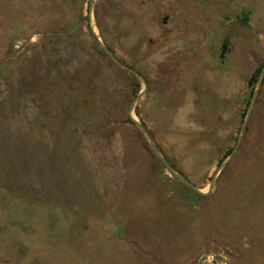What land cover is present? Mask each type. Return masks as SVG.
I'll return each instance as SVG.
<instances>
[{
	"label": "rangeland",
	"instance_id": "rangeland-1",
	"mask_svg": "<svg viewBox=\"0 0 264 264\" xmlns=\"http://www.w3.org/2000/svg\"><path fill=\"white\" fill-rule=\"evenodd\" d=\"M92 1L0 0V264H264V0Z\"/></svg>",
	"mask_w": 264,
	"mask_h": 264
},
{
	"label": "water",
	"instance_id": "water-1",
	"mask_svg": "<svg viewBox=\"0 0 264 264\" xmlns=\"http://www.w3.org/2000/svg\"><path fill=\"white\" fill-rule=\"evenodd\" d=\"M94 1V0H93ZM93 1H92V4H93ZM105 51L107 52V54L122 68H125L127 70H129L130 72L134 73L135 74V71L132 70L130 67L124 65L121 61H119L110 51H108L106 48H104ZM251 111H252V106L249 108V112H248V115H247V118L244 122V126H243V129L242 131L245 129L248 121H249V118L251 116ZM135 123H137L139 125V127L141 128V130L146 134V136L148 137V139L151 141V147L153 148V150L155 151L156 155L161 159V161L165 164V166L169 169V171L177 178L179 179L181 182L187 184L189 187H191L195 192H197L198 194L200 195H207L205 193H202L195 185H193L190 181L186 180L185 178H183L181 175H179L175 169L169 164V162L162 156V154L160 153V151L157 149V147L155 146V144L152 142L151 140V137L146 129V127L140 125L137 121L134 120ZM241 142V139H239V142H238V145L237 147L235 148V150L232 152L231 154V158L233 157L236 149L239 147V144ZM217 175V174H216ZM215 175V177H216ZM215 177L214 179L212 180V183H211V186H210V191L213 189V185H214V182H215Z\"/></svg>",
	"mask_w": 264,
	"mask_h": 264
},
{
	"label": "built area",
	"instance_id": "built-area-1",
	"mask_svg": "<svg viewBox=\"0 0 264 264\" xmlns=\"http://www.w3.org/2000/svg\"><path fill=\"white\" fill-rule=\"evenodd\" d=\"M203 263H205V261Z\"/></svg>",
	"mask_w": 264,
	"mask_h": 264
}]
</instances>
